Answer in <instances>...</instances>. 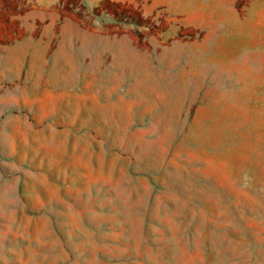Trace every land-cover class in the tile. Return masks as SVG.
<instances>
[{"label": "rangeland", "instance_id": "rangeland-1", "mask_svg": "<svg viewBox=\"0 0 264 264\" xmlns=\"http://www.w3.org/2000/svg\"><path fill=\"white\" fill-rule=\"evenodd\" d=\"M203 36L0 0V264H264V68Z\"/></svg>", "mask_w": 264, "mask_h": 264}, {"label": "crops", "instance_id": "crops-1", "mask_svg": "<svg viewBox=\"0 0 264 264\" xmlns=\"http://www.w3.org/2000/svg\"><path fill=\"white\" fill-rule=\"evenodd\" d=\"M59 1L33 0L35 6L40 8L52 7ZM79 1L90 9L99 6L102 1H112L138 7L144 16L164 13L167 17L176 19L184 28L203 32L206 39L224 40L234 56L233 66L238 64L236 56L244 52L246 56L241 66H248V71L256 68L253 66L264 68V0Z\"/></svg>", "mask_w": 264, "mask_h": 264}]
</instances>
